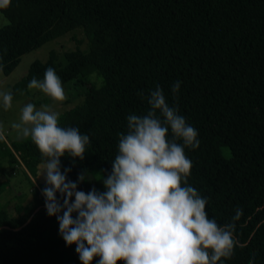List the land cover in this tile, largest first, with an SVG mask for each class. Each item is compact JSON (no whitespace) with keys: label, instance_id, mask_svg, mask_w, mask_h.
Instances as JSON below:
<instances>
[{"label":"trees","instance_id":"16d2710c","mask_svg":"<svg viewBox=\"0 0 264 264\" xmlns=\"http://www.w3.org/2000/svg\"><path fill=\"white\" fill-rule=\"evenodd\" d=\"M0 12L9 21L0 28L5 75L24 54L67 32L82 28L89 40L86 52L52 50L47 61H34L16 86L28 88L52 67L63 84L84 93L82 104L59 117L60 126L90 137L82 161L61 157V171L72 169L69 180L83 170L94 178L77 190L104 191L97 174L111 172L126 117L149 107L138 92L160 85L198 132L199 148H185L188 184L207 199L209 218L223 225L237 207L244 212L234 235L245 247L218 264H249L254 253L255 264H264V0H11ZM94 71L101 85L90 80ZM43 159L30 138L0 140V169L4 161L21 165L33 192L31 206H16L17 216L0 224V264H81L76 245H66L57 218L46 212V184L32 179Z\"/></svg>","mask_w":264,"mask_h":264},{"label":"clouds","instance_id":"9594fccd","mask_svg":"<svg viewBox=\"0 0 264 264\" xmlns=\"http://www.w3.org/2000/svg\"><path fill=\"white\" fill-rule=\"evenodd\" d=\"M10 4L11 0H0V9ZM27 87L55 102L66 99L63 82L52 67ZM180 87L178 80L171 85L174 100ZM138 95L149 107L143 114L126 117L127 132L119 134L111 172L97 174L102 177V192L77 190L78 183L94 179L87 170L76 182L67 177L71 168L61 171L62 156L84 159L89 135L60 126V112L49 104L37 109L27 103L21 108L19 122L11 128L18 138H30L44 158L39 176L45 179L42 195L48 216L57 218L66 245H76L81 264H93L97 257L96 264H218L222 258L231 259L237 247H245L234 235L243 210L237 207L223 225L209 218L207 199L188 184L192 161L185 148H199L197 130L187 124L175 103L169 104L160 85ZM12 102L11 91L0 90L5 111ZM255 256L249 264H255Z\"/></svg>","mask_w":264,"mask_h":264},{"label":"rangeland","instance_id":"374dc122","mask_svg":"<svg viewBox=\"0 0 264 264\" xmlns=\"http://www.w3.org/2000/svg\"><path fill=\"white\" fill-rule=\"evenodd\" d=\"M3 20L8 21L0 12V28L6 25L3 23ZM78 48L84 52L89 50V40L82 28L67 32L24 54L18 66L9 75H5L2 69H0V90L11 91L13 95L12 108L10 110L5 111L0 106V123L4 126V139L7 143L22 140L17 137L16 131L11 128V124L19 122L20 110L25 104L33 103L37 109L43 104H49L62 114L83 103L85 99L84 93L75 90L72 83L63 84L66 99L62 102L53 101L38 89H20V87L16 89V86H21L22 83H25V80L29 76L30 66L34 61H47L52 50H56L63 56L65 52L75 51ZM90 80L96 85H101L103 81L97 71L90 74ZM225 156H228L227 151L225 152ZM40 165L37 176L32 177L36 186L45 183V179L39 176ZM2 182H6L3 184L6 188L0 190V224L10 222L12 217L17 216L16 206H31L30 204L33 201V192L21 165L11 167L4 161L3 168L0 169V189ZM98 259V257L94 258L93 263L96 264Z\"/></svg>","mask_w":264,"mask_h":264}]
</instances>
